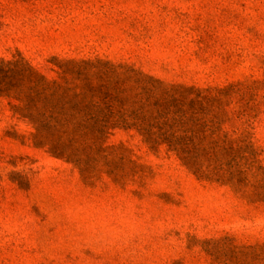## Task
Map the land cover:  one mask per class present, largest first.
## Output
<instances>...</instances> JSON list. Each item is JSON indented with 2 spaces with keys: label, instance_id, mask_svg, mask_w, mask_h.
<instances>
[{
  "label": "rangeland",
  "instance_id": "374dc122",
  "mask_svg": "<svg viewBox=\"0 0 264 264\" xmlns=\"http://www.w3.org/2000/svg\"><path fill=\"white\" fill-rule=\"evenodd\" d=\"M18 53L48 76L53 56L101 57L201 88L258 81L214 115L264 167V0H0V57ZM12 130L30 129L0 100V264H264L247 250L264 243L263 204L138 138H113L136 167L102 159L85 180Z\"/></svg>",
  "mask_w": 264,
  "mask_h": 264
},
{
  "label": "trees",
  "instance_id": "16d2710c",
  "mask_svg": "<svg viewBox=\"0 0 264 264\" xmlns=\"http://www.w3.org/2000/svg\"><path fill=\"white\" fill-rule=\"evenodd\" d=\"M49 62L51 76L21 53L0 57V100L30 129L7 131L15 139L73 164L90 180L92 163L102 159L136 167L129 142L113 140L124 134L155 155L174 157L198 181L225 186L248 205H264V167L248 133L225 130L214 115L227 111L223 102L232 95L258 90V81L201 88L101 57L53 56ZM251 249L264 250V243Z\"/></svg>",
  "mask_w": 264,
  "mask_h": 264
}]
</instances>
